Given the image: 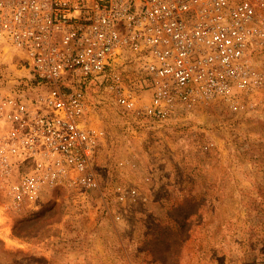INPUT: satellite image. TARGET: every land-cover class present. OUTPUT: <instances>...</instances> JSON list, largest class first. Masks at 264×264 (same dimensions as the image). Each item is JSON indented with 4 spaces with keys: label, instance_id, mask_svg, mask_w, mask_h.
<instances>
[{
    "label": "built area",
    "instance_id": "built-area-1",
    "mask_svg": "<svg viewBox=\"0 0 264 264\" xmlns=\"http://www.w3.org/2000/svg\"><path fill=\"white\" fill-rule=\"evenodd\" d=\"M263 58L264 0H0V203L100 187L91 91L155 122L238 110L264 88ZM140 197L114 190L121 210Z\"/></svg>",
    "mask_w": 264,
    "mask_h": 264
},
{
    "label": "rangeland",
    "instance_id": "rangeland-1",
    "mask_svg": "<svg viewBox=\"0 0 264 264\" xmlns=\"http://www.w3.org/2000/svg\"><path fill=\"white\" fill-rule=\"evenodd\" d=\"M99 95L90 96L108 136L100 187L6 206L0 264H264V88L238 110L210 102L167 122ZM120 185L141 190L125 210Z\"/></svg>",
    "mask_w": 264,
    "mask_h": 264
},
{
    "label": "bare ground",
    "instance_id": "bare-ground-1",
    "mask_svg": "<svg viewBox=\"0 0 264 264\" xmlns=\"http://www.w3.org/2000/svg\"><path fill=\"white\" fill-rule=\"evenodd\" d=\"M5 210H6V206L0 203V224H2L6 219L4 215ZM0 233H2L7 238L9 231H0Z\"/></svg>",
    "mask_w": 264,
    "mask_h": 264
}]
</instances>
